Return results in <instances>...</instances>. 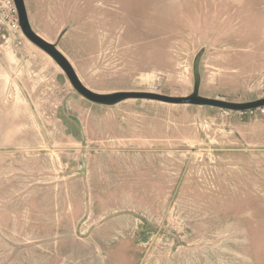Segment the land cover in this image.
Masks as SVG:
<instances>
[{
  "label": "rangeland",
  "instance_id": "obj_1",
  "mask_svg": "<svg viewBox=\"0 0 264 264\" xmlns=\"http://www.w3.org/2000/svg\"><path fill=\"white\" fill-rule=\"evenodd\" d=\"M28 1L96 92L187 96L204 48L201 95L264 97V0ZM251 111L99 106L8 28L0 264H264V112Z\"/></svg>",
  "mask_w": 264,
  "mask_h": 264
},
{
  "label": "water",
  "instance_id": "obj_2",
  "mask_svg": "<svg viewBox=\"0 0 264 264\" xmlns=\"http://www.w3.org/2000/svg\"><path fill=\"white\" fill-rule=\"evenodd\" d=\"M17 10L18 18L21 27V31L24 36L39 49L48 54L62 69L71 83L74 90L87 99L88 101L107 107H113L128 99H149L157 100L170 104L179 105H194V106H209L215 107L223 110L230 111H250L259 108H264V97L247 102H231L227 100H222L218 98H211L203 96L200 93L202 74H201V60L205 49L202 48L195 55L193 60V75L194 84L192 92L187 96H171L155 92H142V91H115L111 93H101L96 92L86 86L81 78L79 77L77 71L75 70L73 64L70 60L63 54V52L58 48L57 43L49 42L41 35H39L32 27L25 0H14Z\"/></svg>",
  "mask_w": 264,
  "mask_h": 264
},
{
  "label": "built area",
  "instance_id": "obj_3",
  "mask_svg": "<svg viewBox=\"0 0 264 264\" xmlns=\"http://www.w3.org/2000/svg\"><path fill=\"white\" fill-rule=\"evenodd\" d=\"M21 30L18 10L14 0H0V34H3L7 29ZM264 112V108H259ZM255 110H252L253 113Z\"/></svg>",
  "mask_w": 264,
  "mask_h": 264
},
{
  "label": "crops",
  "instance_id": "obj_4",
  "mask_svg": "<svg viewBox=\"0 0 264 264\" xmlns=\"http://www.w3.org/2000/svg\"><path fill=\"white\" fill-rule=\"evenodd\" d=\"M25 4H26V8H27L28 17H29V20H30V23H31L33 29H34L39 35H41V34L39 33V31L35 28V26H34V21L32 22V17H31V3H30L28 0H25ZM33 20H34V17H33ZM41 36H42V35H41ZM61 39H62V38H61V34H60L58 40H56L55 42H54V41H50V40H47V41H49V42H53V43H57V44H58V48L61 50V48L59 47V46H60V40H61ZM61 51H62V50H61ZM62 52H63V51H62ZM43 87H45L44 89L48 88L47 86H43ZM99 106H101V105H99Z\"/></svg>",
  "mask_w": 264,
  "mask_h": 264
}]
</instances>
